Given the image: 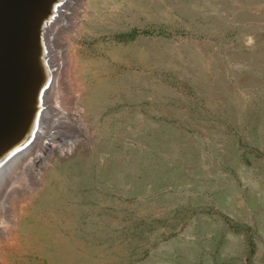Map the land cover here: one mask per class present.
Instances as JSON below:
<instances>
[{
  "label": "rangeland",
  "instance_id": "rangeland-1",
  "mask_svg": "<svg viewBox=\"0 0 264 264\" xmlns=\"http://www.w3.org/2000/svg\"><path fill=\"white\" fill-rule=\"evenodd\" d=\"M32 10L0 264H264V0Z\"/></svg>",
  "mask_w": 264,
  "mask_h": 264
},
{
  "label": "bare ground",
  "instance_id": "bare-ground-1",
  "mask_svg": "<svg viewBox=\"0 0 264 264\" xmlns=\"http://www.w3.org/2000/svg\"><path fill=\"white\" fill-rule=\"evenodd\" d=\"M41 2L42 0H0V137H2L0 144L5 138L3 135L4 131L6 134L11 132L13 128L11 125L20 118L23 104L28 105L30 99L27 98L28 95L36 89V86H33L34 82L32 83L33 74L30 70L31 64H29L32 60H30L31 58L29 59V52L32 50L31 47L34 48L36 36L40 33L38 32L39 28H35L38 22L35 24L36 13H34L35 11L32 9L37 8ZM42 37H44V35H42ZM45 78V76H42L41 80ZM48 94H46V92L44 93L45 96ZM67 107H74L73 110L75 109V106L70 100L67 102ZM76 110L78 111V108H76L75 111ZM49 112L52 111L49 110ZM45 116L46 112L41 118H45ZM74 118L76 127L83 125L82 120L76 116H74ZM39 121L40 119L35 123L36 125H34L37 126ZM62 126L66 129L65 124ZM46 127V125L42 127L38 125V130L40 131L36 136L37 138L47 134L51 136L54 134L61 135L59 132V130H61L60 128L57 129V132L48 133L45 131ZM12 134L13 133H11V135ZM17 137V139H23V136L20 134ZM36 137H33L34 140H31V148H33L30 150L38 148L36 145ZM68 150L73 151V147L70 146ZM61 152L63 153V150H61ZM25 155L26 154H24V156ZM5 183L6 180L0 179V189L5 187ZM2 202L3 200L0 198V218L3 217L6 219L8 217L7 222L13 223V221L9 222L10 216L7 215V211L3 212L1 210ZM13 224L15 226V222ZM7 228L9 227L7 226Z\"/></svg>",
  "mask_w": 264,
  "mask_h": 264
},
{
  "label": "water",
  "instance_id": "water-1",
  "mask_svg": "<svg viewBox=\"0 0 264 264\" xmlns=\"http://www.w3.org/2000/svg\"><path fill=\"white\" fill-rule=\"evenodd\" d=\"M13 128L11 129V132H8L7 134L5 133V131H4V133H3V135H4V140H3V142L0 144V150L2 149V148H4L6 145H9L12 141H14V139L20 134H22L24 131L23 130H25L26 129V122L23 120V121H20V119H18L17 120V122L15 121L14 122V124H12L11 125ZM7 131V130H6ZM8 131H10V130H8ZM23 131V132H22ZM10 133V134H9ZM11 133H13L12 135H11ZM18 138V137H17ZM16 138V139H17ZM2 139V137H0V140Z\"/></svg>",
  "mask_w": 264,
  "mask_h": 264
}]
</instances>
